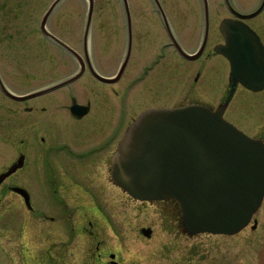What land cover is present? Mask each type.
<instances>
[{"label": "flooded vegetation", "instance_id": "1", "mask_svg": "<svg viewBox=\"0 0 264 264\" xmlns=\"http://www.w3.org/2000/svg\"><path fill=\"white\" fill-rule=\"evenodd\" d=\"M3 1L0 238L9 245L0 246V264H139L125 257L128 246L122 250L119 242L115 223L122 204L156 206L159 236L154 222L135 223L132 232L140 241H156L162 264H258L264 194L237 231H189L176 200L136 199L112 174L127 128L152 108L201 104L222 110L225 120L264 148V88L236 83L231 90L229 62L216 50L224 44V19L245 23L264 44V0H149L153 7L128 6L127 15L123 5L125 22L112 26L102 8L97 54L89 48L91 29L85 44L86 20L83 26L60 24L62 34L53 33L46 26L52 11L47 35L43 16L33 28L34 9L22 12ZM20 42L34 48L10 54ZM124 217L121 224L130 226Z\"/></svg>", "mask_w": 264, "mask_h": 264}, {"label": "water", "instance_id": "2", "mask_svg": "<svg viewBox=\"0 0 264 264\" xmlns=\"http://www.w3.org/2000/svg\"><path fill=\"white\" fill-rule=\"evenodd\" d=\"M61 1L53 0L43 15L47 35L46 19ZM87 1L85 44L94 7ZM122 2L127 15V0ZM220 31L224 44L216 50L229 62L231 90L236 83L263 89L264 44L240 21L224 19ZM113 169L114 182L136 199L176 200L189 231H237L264 194L263 146L225 120L222 110L201 104L141 113L124 133ZM258 264H264V243Z\"/></svg>", "mask_w": 264, "mask_h": 264}, {"label": "rangeland", "instance_id": "3", "mask_svg": "<svg viewBox=\"0 0 264 264\" xmlns=\"http://www.w3.org/2000/svg\"><path fill=\"white\" fill-rule=\"evenodd\" d=\"M3 1V0H0ZM167 5H172L176 3V0H162ZM5 3V6L16 8L20 7L23 9L22 12H31L32 9L36 12V23L34 24L33 28L35 27L38 29L39 22L48 9L49 5L53 2V0H7L3 1ZM128 6H143V7H153V4L149 2V0H127ZM219 2V0H217ZM19 3L18 6L16 4ZM105 8V17L107 20V23L109 25H120L125 22V15L123 12V3L122 0H94V7L92 10V17H91V26L89 29L92 36L88 38L89 48L92 52V54H97V45H98V35H97V24L100 22V12L101 9ZM87 9H88V1L87 0H62L53 10L51 13L47 25L48 29L57 34H62L60 24L63 23H72L77 25H82L85 23L86 15H87ZM155 17V15H154ZM22 20L24 22L27 21L26 17H23ZM16 22H19L17 20ZM21 26V24H20ZM82 26L80 30V34L82 31ZM76 28V27H75ZM80 28V27H79ZM38 34V31L36 32ZM42 38L41 36H39ZM36 38V37H35ZM23 44V45H22ZM76 44V43H73ZM22 45V46H19ZM31 43H23L20 42L16 44L15 49H18L19 51H10V54L15 55H24L26 53V50L28 52V49L34 48L33 46H30ZM8 49H12L10 46ZM56 54H63V52L57 51ZM228 69V64H227ZM226 69V70H227ZM227 80V74H225V82ZM33 85V84H32ZM20 89H25L24 86H22ZM220 93V92H219ZM205 99L207 100L208 97L205 95ZM171 102V101H169ZM172 103V102H171ZM169 103V104H171ZM137 214V216L135 215ZM125 215H127L126 220L131 221L130 226L122 225L121 222L125 220ZM160 214L158 212V209L156 206L148 205L147 207L142 206L140 210H134L132 206L130 205H121L120 207V222L115 223V227L117 228V232H119V242H121V249L123 250L124 247L122 246L123 243L124 246H128L126 249L125 257L127 259H131L134 262H138L139 264H162L160 259V253H159V245L156 244L155 240L151 241H140L139 238H136L135 233L132 232V226L138 224L140 225H147L154 222V225L156 226V231L159 236L160 232ZM107 233L114 239L115 235L111 231V228H109V225L107 224ZM132 232V233H131ZM113 235V236H112ZM7 237L4 236L0 238L1 243L0 246L6 247L8 246V242H6ZM115 240V239H114ZM2 253V252H1ZM1 253H0V260L1 259ZM5 254V252H3ZM2 253V255H4ZM10 255H12L15 258V253L10 252Z\"/></svg>", "mask_w": 264, "mask_h": 264}]
</instances>
